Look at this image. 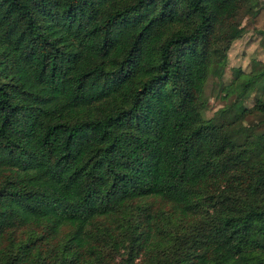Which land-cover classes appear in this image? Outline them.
Here are the masks:
<instances>
[{
	"label": "trees",
	"instance_id": "1",
	"mask_svg": "<svg viewBox=\"0 0 264 264\" xmlns=\"http://www.w3.org/2000/svg\"><path fill=\"white\" fill-rule=\"evenodd\" d=\"M241 10L0 0V264H264V116L199 98Z\"/></svg>",
	"mask_w": 264,
	"mask_h": 264
},
{
	"label": "rangeland",
	"instance_id": "2",
	"mask_svg": "<svg viewBox=\"0 0 264 264\" xmlns=\"http://www.w3.org/2000/svg\"><path fill=\"white\" fill-rule=\"evenodd\" d=\"M248 3L253 9L264 7V0H248ZM239 16L236 35L225 51V62L219 72L213 67L207 70L199 98L203 101L201 110L205 117L227 107L225 112L235 111L242 122L253 123L264 116V112L251 107L257 91H247L249 94L241 96L238 93L243 80L264 67V29L253 27L250 13L241 10Z\"/></svg>",
	"mask_w": 264,
	"mask_h": 264
}]
</instances>
